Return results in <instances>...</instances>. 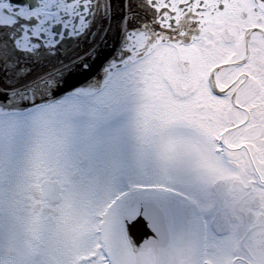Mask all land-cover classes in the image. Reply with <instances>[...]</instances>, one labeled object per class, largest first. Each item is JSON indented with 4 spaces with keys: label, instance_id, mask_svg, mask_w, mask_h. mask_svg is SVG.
<instances>
[{
    "label": "snow or ice",
    "instance_id": "1",
    "mask_svg": "<svg viewBox=\"0 0 264 264\" xmlns=\"http://www.w3.org/2000/svg\"><path fill=\"white\" fill-rule=\"evenodd\" d=\"M0 264H264V0H0Z\"/></svg>",
    "mask_w": 264,
    "mask_h": 264
}]
</instances>
